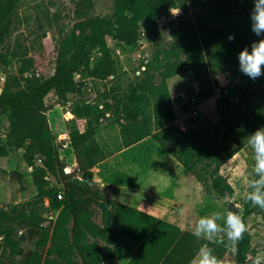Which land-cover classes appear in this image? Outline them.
Listing matches in <instances>:
<instances>
[{
	"label": "rangeland",
	"instance_id": "obj_1",
	"mask_svg": "<svg viewBox=\"0 0 264 264\" xmlns=\"http://www.w3.org/2000/svg\"><path fill=\"white\" fill-rule=\"evenodd\" d=\"M177 7L180 11L174 13ZM113 8L114 0H17L5 19L6 32L0 42V53L6 55V59L0 61V90L7 87L15 91L29 81L51 75L59 45L74 23L96 15L109 16ZM251 8L252 0H180L178 5L169 7L160 15L155 25L140 21L138 34L132 42L107 36L113 71L98 75L77 74L75 91L61 98L49 91L43 98L56 147L68 166H72L75 160L72 149L62 145L68 137L72 107L83 101L103 107L104 102L120 97L130 83L143 76L157 49L168 48L178 36L194 29L204 58L203 69L197 75L188 69L165 78L172 97V121L180 118L182 129L193 127L210 136L213 145L223 140L224 152L233 151L219 167V173L231 186V192H217L202 185L150 136L123 145L110 110L99 119L94 134L104 157L88 170L87 178L77 179L76 173L82 176L79 170L71 176L131 205L148 207L149 204L157 212L152 214L170 218L181 229L196 234V222L201 216L215 217V230L211 234L201 231L197 235L206 239L222 236L227 240L223 255L217 258L219 264H234L232 244L235 237L229 238L225 224V216L232 211L227 205L229 200L237 209L234 214L245 216L250 244L248 264H264V208L247 199L248 193L256 188L264 191V183H254L259 174L254 169V150L247 142L250 132L264 127V74L248 80L233 74L231 61L223 62L216 55L224 42L243 46L239 41L250 31ZM229 34L232 39H228ZM98 56L99 52L93 49L91 65ZM179 59L184 60V55ZM261 68L264 70V65ZM150 72L155 74L157 83L161 78L158 70L151 69ZM203 79H209L213 87V94L205 98L197 94V85ZM193 93L196 98L193 103L197 113L195 120L189 119L184 103V97ZM154 105L153 100H148L143 106L150 122ZM12 124L11 118L0 115V207L3 208L24 204L36 192L30 173L32 165L25 162L23 147L12 146L13 138L9 133ZM33 161L40 163L36 157ZM47 175L50 182L61 186L59 174ZM205 181L210 183L208 179ZM226 194H229L227 200L224 199ZM46 203L44 198L42 215L54 217L56 210L48 209ZM94 219H100L98 209ZM46 221L44 219L40 224ZM22 230L19 229L18 234ZM107 244L113 249L114 256L103 254L99 264H125L135 249L122 235H114ZM21 245L22 254L32 250L34 236L27 235ZM202 248L203 245L192 258L193 264ZM18 257L20 255L15 258Z\"/></svg>",
	"mask_w": 264,
	"mask_h": 264
},
{
	"label": "trees",
	"instance_id": "obj_2",
	"mask_svg": "<svg viewBox=\"0 0 264 264\" xmlns=\"http://www.w3.org/2000/svg\"><path fill=\"white\" fill-rule=\"evenodd\" d=\"M179 1L114 0L109 16L96 15L74 23L59 45L51 75L29 81L15 91L7 87L0 90V115L13 121L9 129L12 146L23 147L22 156L32 165L30 173L36 189L24 204L0 207V264H99L103 254L114 256L113 249L106 243L114 235L138 243L125 264H193L192 258L202 245L216 259L223 255L227 240L222 236L206 239L71 176L79 170L83 179L87 178L88 170L104 157L94 134L99 119L110 110L123 145L150 136L202 185L217 192H231L219 167L233 151H223V140L213 145L210 136L193 127L182 129L172 121L173 110L165 78L188 69L197 75L203 69L204 58L194 29L178 36L168 48L157 49L143 76L130 83L120 97L104 102L103 107L88 101L72 107L73 117L68 119V140L75 159L72 166L60 155L45 114L43 98L49 91L61 98L76 90L77 74L98 75L113 71L111 50L106 42L108 35L132 42L138 34L140 21L155 25L157 18ZM16 2L0 0V42L6 32L5 19ZM256 39L258 37L250 30L239 41L243 46L227 41L221 44L216 55L223 62L231 61L233 74L251 80L239 71L237 55L242 47H250ZM93 49L99 56L91 65ZM181 55L184 60L180 61ZM5 59L6 55L0 53V61ZM151 69L158 70L161 75L157 83ZM197 94L201 98L213 94L209 79L198 83ZM148 100L155 102L151 122L143 107ZM34 157L39 158L40 163L36 164ZM47 174H59L61 186L50 182ZM59 190L61 198H57ZM44 198L48 209L56 210L53 218L42 215ZM97 209L99 221L94 219ZM236 215L244 228L233 239L234 264H248L249 232L245 216ZM44 219L46 223L40 224ZM19 229L23 230L18 234ZM27 235L34 236L35 246L22 254L21 244ZM17 255H20L18 259Z\"/></svg>",
	"mask_w": 264,
	"mask_h": 264
},
{
	"label": "clouds",
	"instance_id": "obj_3",
	"mask_svg": "<svg viewBox=\"0 0 264 264\" xmlns=\"http://www.w3.org/2000/svg\"><path fill=\"white\" fill-rule=\"evenodd\" d=\"M177 7L174 13L179 12ZM250 30L258 37L250 47H242L238 51L237 60L239 71L249 77L255 79L264 74L261 65H264V36L260 34L264 32V0H252V8L249 12ZM229 34L228 39H232ZM247 142L252 146L255 153V172L259 174V179L254 183L259 185L264 183V127H258L250 132ZM247 199L264 208V191L259 188L249 192ZM215 217L201 216L196 222L197 234L201 231L211 234L215 230ZM225 224L228 228L229 238L239 236L244 225L240 217L229 211L225 216ZM195 264H219V261L210 253L209 249L202 248L198 253V259Z\"/></svg>",
	"mask_w": 264,
	"mask_h": 264
},
{
	"label": "built area",
	"instance_id": "obj_4",
	"mask_svg": "<svg viewBox=\"0 0 264 264\" xmlns=\"http://www.w3.org/2000/svg\"><path fill=\"white\" fill-rule=\"evenodd\" d=\"M191 92H192V91H190V93H191ZM190 93H188V94H190ZM195 99H196V98H195V94H194V93L191 94L190 96L187 95V96L184 97V103H185L186 106H187L186 112L188 113L189 119L191 118L192 120H195V119H196V115H197L196 110L194 109V105H193ZM178 120H179V121H178ZM173 122H174L178 127H181L182 121L180 120V118L175 119ZM181 128H182V127H181ZM62 145H63V147H64V146H65V147L67 146V147L70 148V143H69L68 137H67V139L65 140V142L62 143ZM76 176H77V179H83L82 176L78 175V173H76ZM78 181H79V180H78ZM61 197H62L61 190H59V191L57 192V198H61ZM46 204H47V203H46ZM51 216H53V215H51ZM51 218H53V217H51Z\"/></svg>",
	"mask_w": 264,
	"mask_h": 264
},
{
	"label": "crops",
	"instance_id": "obj_5",
	"mask_svg": "<svg viewBox=\"0 0 264 264\" xmlns=\"http://www.w3.org/2000/svg\"><path fill=\"white\" fill-rule=\"evenodd\" d=\"M172 98V97H171ZM117 200H119V199H117ZM120 201H122V200H120ZM124 202V201H123ZM135 206H137V205H135ZM138 208H140V209H142V210H145V211H147V212H149V213H154V214H156L157 212H156V210H154V208L151 206V205H149L148 204V207H142V206H137ZM158 216V215H157ZM166 220H168V221H170V222H173V223H175V224H178V223H176L174 220H172V219H170V218H166ZM179 226V225H178ZM128 238V237H127ZM130 241H131V244H132V246H134V248L137 246V242L136 241H134V240H132V239H130V238H128ZM109 241V240H108ZM107 243V242H106Z\"/></svg>",
	"mask_w": 264,
	"mask_h": 264
},
{
	"label": "water",
	"instance_id": "obj_6",
	"mask_svg": "<svg viewBox=\"0 0 264 264\" xmlns=\"http://www.w3.org/2000/svg\"><path fill=\"white\" fill-rule=\"evenodd\" d=\"M224 199H225V200L229 199V194H226L225 197H224ZM227 205H228V208H229V209H232V212H233V213L236 212L237 209L234 208V205H233V203H231L230 200L228 201Z\"/></svg>",
	"mask_w": 264,
	"mask_h": 264
}]
</instances>
